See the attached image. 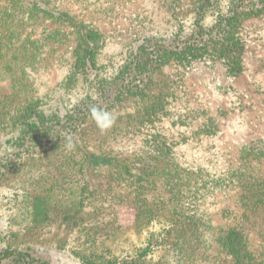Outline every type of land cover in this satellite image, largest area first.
Returning <instances> with one entry per match:
<instances>
[{
    "label": "rangeland",
    "instance_id": "374dc122",
    "mask_svg": "<svg viewBox=\"0 0 264 264\" xmlns=\"http://www.w3.org/2000/svg\"><path fill=\"white\" fill-rule=\"evenodd\" d=\"M196 1L0 0V108L12 102L22 109H47L67 93L83 95L82 82L66 87L81 27L99 39L98 67H110L143 37L169 39L178 24L190 28ZM216 1L221 14H227L232 0ZM239 35L245 46L244 70L236 78L227 77L221 61L211 56L189 65L170 63L155 74L150 88L165 102L155 124L135 133L126 125L118 137L104 138L107 133L101 135L94 120L82 134V139L90 138L80 143L88 152L129 161L142 156L147 140L163 135L183 168L185 217L170 222L137 217L138 211L121 197L137 196L133 179H138L125 176L120 181L109 169L84 173L78 168L79 156H63L65 147L59 157L28 161L0 177V252H29L43 264H84L82 256L93 251L120 264H236L227 242L236 229L244 236L247 264H264V207L250 210L244 202L253 188L241 190L229 180L232 170L246 161L258 175L264 173V14L245 21ZM31 44L42 50L34 62L26 52L7 64L11 55ZM139 106L131 100L120 104L112 112L113 124L128 119ZM11 124L10 117L2 116L0 158L6 150L12 154ZM147 185L149 202L170 198L164 181ZM35 195L48 196L39 203L40 212L47 208L37 221ZM89 236L102 238L104 244L91 245L95 239L88 242ZM148 239L154 247L144 255Z\"/></svg>",
    "mask_w": 264,
    "mask_h": 264
},
{
    "label": "trees",
    "instance_id": "16d2710c",
    "mask_svg": "<svg viewBox=\"0 0 264 264\" xmlns=\"http://www.w3.org/2000/svg\"><path fill=\"white\" fill-rule=\"evenodd\" d=\"M231 4L228 13L224 15L219 11L220 6L216 0H197L190 28L178 24L173 38L169 39L154 35L143 37L137 45L128 49L119 64L110 67H98L99 39L94 31H90L86 26L81 27L76 60L68 73L66 87L76 88L77 84L82 82L84 94L73 98L67 93L58 99L57 104L47 109L38 106L22 109L17 105L14 106L12 102H4L3 110L0 108V120L2 116L10 117L12 121V127L9 126L10 133L15 131L16 136L14 135L8 142L12 154L6 150L0 158V177L6 175V172H17L18 169L26 166L28 161L47 159L52 155L61 156L63 153L61 150L65 148V138L71 137L75 146L72 150H66L63 156L66 160L79 156L80 171L86 173L89 170L109 169L119 174V180L125 176L138 179H133L137 196L132 200L126 196L121 197L127 205L138 211L137 217L151 220L159 216L166 222L185 217L184 199L187 189L183 185V178L179 175L183 168L177 162L173 144L163 135L156 134L152 140H147L148 142L145 143L148 144L147 148L145 147L142 156L135 161L117 158L106 152H88L80 143L90 139H82V134L85 126L94 121L90 115V108L93 106L112 113L120 104L128 100L141 104L135 113L128 116V119L102 130L101 135L107 133L104 138H108V134L109 137H118L122 132H126L122 129L126 125L127 128L132 127L131 133H135L142 130L145 125L155 124L158 115L165 108V102L161 97L151 94L150 88L154 84L155 74L170 63L189 65L196 60L211 56L221 61L227 77L239 76L244 70L245 52L244 41L239 31L249 18L264 14V0H232ZM174 7V2L170 1L169 8L174 9ZM214 16L217 17L211 23V18ZM26 52L34 62L42 50L39 46L31 44L28 50L24 49L13 56L9 57L8 52L7 64L12 63L20 54L25 56ZM261 151L262 148L259 149V152ZM258 174L259 170L255 165L246 161L232 170L229 179L230 183H235L241 190L253 188L252 196L246 195L247 202H244L250 210L264 207V173ZM156 179L164 181L169 188L168 192L171 196L164 202H149L150 189L147 184L155 182ZM33 198L36 201L34 221H37L43 208H47L44 205L40 212L39 203L41 204L42 200L48 201V196L35 195ZM168 231L171 233L172 227H169ZM92 238L95 239V243L91 245L96 246L98 241L100 246L104 244L102 238L97 236H89L88 242ZM151 239L147 241L148 246L146 251L144 250V255L154 247ZM243 240V234L236 229L231 230L227 237L228 246L236 257V264L248 262V253ZM106 255L104 252L93 251L82 256V260L84 264H120L119 261L110 259ZM0 264H43V262L34 258L29 252L9 249L0 252Z\"/></svg>",
    "mask_w": 264,
    "mask_h": 264
},
{
    "label": "clouds",
    "instance_id": "9594fccd",
    "mask_svg": "<svg viewBox=\"0 0 264 264\" xmlns=\"http://www.w3.org/2000/svg\"><path fill=\"white\" fill-rule=\"evenodd\" d=\"M90 115L96 121L97 126L101 130H106L107 128L111 127L112 124L115 122V116L102 108L99 107H91L90 108ZM65 147L67 150H72L74 148V142L71 137L65 138Z\"/></svg>",
    "mask_w": 264,
    "mask_h": 264
}]
</instances>
